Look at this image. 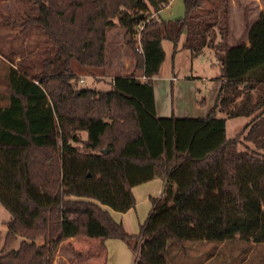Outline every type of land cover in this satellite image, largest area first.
<instances>
[{
  "label": "trees",
  "instance_id": "16d2710c",
  "mask_svg": "<svg viewBox=\"0 0 264 264\" xmlns=\"http://www.w3.org/2000/svg\"><path fill=\"white\" fill-rule=\"evenodd\" d=\"M3 1L0 25L34 35L36 51L23 38L17 50L0 51V202L11 214L0 264H54L61 248L80 259L72 238L98 241L85 264H105L107 238L125 242L132 264H167L170 241L264 243V11L231 44L232 0L200 13L203 0H183V16L146 21L139 52L136 15L164 0H17L22 10L14 13ZM115 18L133 71L114 76L108 90L82 86L74 62L87 73L105 67ZM182 33L191 57L210 48L219 65L205 116L156 113L162 41L176 51ZM238 116L249 121L228 137L226 119ZM157 176L163 193L149 197L146 218L129 233L110 210L133 208L132 187Z\"/></svg>",
  "mask_w": 264,
  "mask_h": 264
},
{
  "label": "rangeland",
  "instance_id": "374dc122",
  "mask_svg": "<svg viewBox=\"0 0 264 264\" xmlns=\"http://www.w3.org/2000/svg\"><path fill=\"white\" fill-rule=\"evenodd\" d=\"M217 0H203V4L196 8L194 13H200L211 8ZM20 1L17 0H5L2 3V8L5 13L9 10L12 13L18 9L21 11ZM260 11H264V0H232V6L230 11V25L231 33L229 42L233 44L238 38H245L246 25L252 23L258 16ZM161 16L167 18H177L184 14L183 0H172L169 7L161 10ZM115 25L107 29L106 35V59L107 63L105 67L101 69H93L94 72L102 73L104 75H98L94 80L90 75H85L86 72L82 68L77 67L74 62L73 67L80 70L82 75L79 78H83L84 82L80 83L82 86H92L99 90H108L110 88V81L112 74L125 72V74L132 73L134 68V57L131 51L128 49L125 38L124 43L121 42V36L119 33H123L125 37V29L118 24L117 19H114ZM121 31V32H119ZM18 32L17 28L10 26L0 25V51L10 52L17 50L20 45V40L23 38V46L26 49L29 47V43L34 45V35H15ZM185 38V34L182 33L178 42V47L181 46ZM27 43V44H26ZM123 44V46H122ZM162 46L165 51V59L160 67L157 81H163L166 88L163 87L159 90L158 99L160 95L166 96L171 100L172 94L174 93L175 87L172 86L170 80L164 81L163 76H169L175 73L178 77L187 81V87L185 91L177 90L179 93H183V101L187 102V105L194 104L201 106L200 100L205 98V104H211L214 100V85L218 81L219 65L217 58L213 52V49L205 48L204 51L196 57H191L190 52L187 49H179L174 51L173 43L170 40L164 39ZM36 46L30 55H34ZM17 59V58H16ZM5 59L0 56V95L5 93V82L3 78V68ZM127 63L128 66L120 67V64ZM165 89L168 91L167 96ZM204 106V104H203ZM213 106V105H211ZM204 108V107H203ZM211 108V107H210ZM209 111V110H208ZM187 114H194L189 111ZM206 114V113H205ZM219 116H223V113L218 112ZM249 121V117L238 116L226 119V135L228 137H234L242 127ZM149 212V208L145 210L146 218ZM135 217V216H134ZM11 220L10 212L0 202V249L2 247L4 235L8 229V222ZM117 221H119L117 219ZM129 228H136L138 232L139 225L137 221ZM134 234V233H133ZM17 240L12 247H17ZM75 247L78 250H82V257L80 259L67 258L66 253L70 254V251L61 248L55 257L54 264L63 262L64 259L66 264H85L87 260L91 261L92 253L88 248L92 245L91 242H87L84 239L74 241ZM116 244L111 245L108 255L110 260L107 264H132L133 253L127 247L125 242L116 239ZM90 254L89 257H86ZM167 264H264V243H253L251 241H245L238 239H229L225 242L217 243L215 241H183L182 244H178L174 241H170L167 245ZM64 258V259H63Z\"/></svg>",
  "mask_w": 264,
  "mask_h": 264
},
{
  "label": "crops",
  "instance_id": "0c3cea01",
  "mask_svg": "<svg viewBox=\"0 0 264 264\" xmlns=\"http://www.w3.org/2000/svg\"><path fill=\"white\" fill-rule=\"evenodd\" d=\"M161 11H159L158 16H160L161 18H163L161 16ZM165 19V18H164ZM167 19H171V18H167ZM116 26V25H115ZM121 32V31H119ZM124 33V32H123ZM123 33H119L121 36V42L124 43V34ZM236 41V40H235ZM182 45V43H181ZM123 46V44H122ZM178 47V45H177ZM179 49H183L180 47L177 48V50ZM176 50V51H177ZM128 64L124 63V64H120V67H122V70L124 67H127ZM83 73V72H82ZM85 75H90L94 80H97V76L98 75H104L102 73H97L92 71V73H84ZM121 74H125V72H119L115 74H112V78L113 79L114 76L117 75H121ZM79 75H82L81 72L79 73ZM158 76V75H157ZM157 76L153 77V90H154V98H155V109H156V113L159 116H169L174 114L175 116H179V117H184V116H205L208 113V110H210L214 105V101H215V97L216 94L218 92L219 89V85H220V81L218 80L217 82H215L214 85V100L211 104L206 105L205 102L203 104H200L201 106H196L194 104L191 105H187V102H181L180 104V100L183 101V93H179L177 90L181 91H185L186 87H187V81L182 79L181 77H178L175 73L169 75V76H163L164 81H168L170 80L172 82V86L175 87L176 90H174V93L172 94L171 100L169 101L168 98H166V96H162L160 95L159 99H158V94H159V90L163 87L166 88V85L164 84L163 81H157ZM165 92L167 94V96H169V94L167 93L168 91L165 89ZM203 98V97H202ZM204 107V108H203ZM211 107V108H210ZM192 111L194 112V114H187V112ZM206 113V114H205ZM164 186H165V180L161 177H154L151 180H148L146 182H143L141 184H138L136 186L132 187V192L135 196V206L125 212H118V211H114V210H110L112 216L114 217L115 220H119V222H121L123 224V226L125 227V229L129 232V233H135L136 232V228H129L133 223H135L137 221V224L139 225V223L141 222V220L143 219V217H145L144 213L146 208H150V202H149V197L152 196H158L161 195L163 193L164 190ZM135 216V217H134ZM74 241H76L75 238H72ZM117 238H107L104 240V247H105V251H106V262L105 264L108 263V260H110V257L108 255V251L111 247V245L116 244L115 240ZM120 240V239H119ZM87 242H91L90 245L94 246L97 244L98 241L96 240H86Z\"/></svg>",
  "mask_w": 264,
  "mask_h": 264
},
{
  "label": "built area",
  "instance_id": "2783aa9c",
  "mask_svg": "<svg viewBox=\"0 0 264 264\" xmlns=\"http://www.w3.org/2000/svg\"><path fill=\"white\" fill-rule=\"evenodd\" d=\"M171 2H172V0H164V1H162L161 4H160V9L158 11H155V12L149 14V16L145 17L143 13H138L136 15V18H138L139 21H138V23L136 24V27H135V37H136V40H137V48H138L139 52H142V45H141V41H140V31L143 28L144 24L146 23V21L149 18L154 17L156 14H158L159 11H161L164 8L169 7ZM139 78L142 79V80H146L147 77L145 75H141V76H139ZM80 81L84 82V79L80 78Z\"/></svg>",
  "mask_w": 264,
  "mask_h": 264
},
{
  "label": "water",
  "instance_id": "95a60500",
  "mask_svg": "<svg viewBox=\"0 0 264 264\" xmlns=\"http://www.w3.org/2000/svg\"><path fill=\"white\" fill-rule=\"evenodd\" d=\"M107 150H108V147H107V149L104 150V152H106Z\"/></svg>",
  "mask_w": 264,
  "mask_h": 264
}]
</instances>
